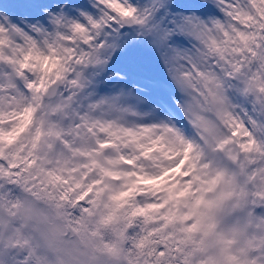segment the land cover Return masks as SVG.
I'll list each match as a JSON object with an SVG mask.
<instances>
[{"label": "snow or ice", "instance_id": "snow-or-ice-1", "mask_svg": "<svg viewBox=\"0 0 264 264\" xmlns=\"http://www.w3.org/2000/svg\"><path fill=\"white\" fill-rule=\"evenodd\" d=\"M0 264H264V0H0Z\"/></svg>", "mask_w": 264, "mask_h": 264}]
</instances>
